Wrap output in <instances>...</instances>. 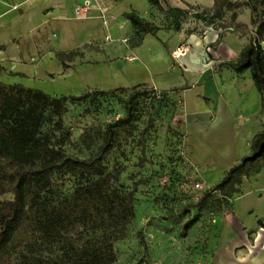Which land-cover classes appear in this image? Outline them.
<instances>
[{"label": "rangeland", "instance_id": "1", "mask_svg": "<svg viewBox=\"0 0 264 264\" xmlns=\"http://www.w3.org/2000/svg\"><path fill=\"white\" fill-rule=\"evenodd\" d=\"M87 1L78 4L59 27L42 24L29 34L23 32L37 23L39 14L35 9L20 12L21 5L11 4L12 14L0 19V81L52 96L92 92L85 100L66 103L60 129L54 127V115L44 131L69 133L62 144L64 155L92 160L93 167L61 163L48 172L41 200L47 207L77 206L85 196L78 190L99 182L107 193L119 196L113 212L133 190L134 217L114 227L107 205L95 220L52 238L24 224L9 251L11 264H69L76 248L90 240L112 242L111 264H264V237L260 239L264 227L257 224L261 219L264 225V159L247 165V172L233 184L235 192L212 191L227 170L250 153L253 135L264 127L260 95L250 74L232 68L249 33L247 41L239 39L236 53L219 56L214 50L216 38L211 44L206 38L212 28L214 34L237 33L230 12L220 30L216 27L220 22L208 25L194 16L211 10L187 4L189 12L181 26L188 36L169 46L177 69L168 70L167 55L155 39L144 46V51L152 52L145 66L142 61H128L125 54L124 46L141 43L140 31L123 16L132 7L116 0L122 3L114 18L107 12L97 17L90 6L84 9ZM135 2L143 13L147 3ZM167 2L161 0L164 8ZM149 19L165 23L157 9ZM21 32L20 37H12ZM178 46L187 48L175 58ZM192 51L196 63L191 65L189 59L182 63ZM182 64L201 77L191 71L182 77ZM150 67L164 70L157 82L170 88L137 84L151 79ZM128 111L133 118L119 125L112 145L105 146L106 125ZM138 180L142 182L133 189ZM102 219L106 226L100 224ZM115 228L116 235L111 234ZM139 230L145 245L137 237Z\"/></svg>", "mask_w": 264, "mask_h": 264}, {"label": "trees", "instance_id": "2", "mask_svg": "<svg viewBox=\"0 0 264 264\" xmlns=\"http://www.w3.org/2000/svg\"><path fill=\"white\" fill-rule=\"evenodd\" d=\"M152 6L164 11L166 27L179 30L181 20L188 14V10L178 7L163 9L160 0H147ZM248 6L251 10L249 25L235 24L238 10ZM227 12L234 23L235 30L241 35L249 33L248 42L241 49L238 60L232 65L235 72L249 70L253 84L260 95L261 108L264 111V0H214L210 14L194 13V16L205 21L206 24L220 22L216 27L225 28L221 24ZM128 19L140 34L142 41L145 33L156 36L159 26L142 18L134 10L125 12ZM169 19V21L167 20ZM221 36V35H220ZM219 41L217 39L216 43ZM60 60L62 54L57 53ZM104 93L96 90V93ZM92 92L81 95L52 96L40 89L25 87L20 84H6L0 81V264H11L9 251L13 247L15 238L22 225L31 224L33 232H43L52 238L60 231L88 223L100 214L101 209L109 205V213L113 226L128 222L134 217L133 190L129 192L127 200L120 202V210H115V200L119 197L115 192L107 193L99 182H89L78 190L83 193L82 204H54L46 206L41 200L40 192L46 184V177L50 170L61 163L69 166L90 169L92 160L65 156L62 144L69 136L63 132L60 135L49 134L44 131L47 122L57 116L54 121L55 129L62 127L61 115L68 101H82ZM133 118V113L126 115L106 125L105 146L112 145L116 128L124 125ZM52 137L54 140H52ZM58 144V146H57ZM258 159H264V127L257 131L251 140V151L243 156L239 163L231 166L222 179L212 188L223 194L235 192L233 184L240 181V176L247 172V165H253ZM141 180L134 184L135 189ZM210 190L208 191V193ZM10 194V197H6ZM116 197V198H115ZM199 202L196 205H198ZM32 212L34 216H30ZM92 221V220H91ZM262 223V220H258ZM107 225L105 219L100 221ZM113 228V227H112ZM119 229L111 230L116 235ZM117 236H113L115 238ZM140 242L145 245L142 230L137 232ZM74 251V250H73ZM145 251V248H144ZM69 253V248L66 250ZM72 253L73 260L69 264H111L115 260L112 242H98L90 240L83 242Z\"/></svg>", "mask_w": 264, "mask_h": 264}, {"label": "crops", "instance_id": "3", "mask_svg": "<svg viewBox=\"0 0 264 264\" xmlns=\"http://www.w3.org/2000/svg\"><path fill=\"white\" fill-rule=\"evenodd\" d=\"M83 1L84 0H0V19L5 17L6 15L8 16L9 14H12L10 5L15 4L16 2L17 4L21 5V8L19 9L20 12H24L25 10L35 9V11L39 14L40 17L37 23H33L32 25H30V27H28L27 31L23 32L25 34H29L38 25H42V24H45L48 27H50L51 25H52L51 27H56V26L59 27L60 26L59 24L65 18H68L69 16H71L75 11V7ZM135 1L136 0H124V3H126L129 8L132 7V9L128 8L129 10L124 11L123 14L125 12L134 10L145 20L153 23L156 26H159L160 29L157 31L156 36H154L151 33H145L143 35L140 45L138 46H135V47H130V46L128 47L127 45L124 46L125 54L128 55L127 60L137 61V62L142 61L144 62L145 66H147L149 62H151L149 61L148 56L149 54H152V52L149 50L144 51V46L146 45V42L148 43L149 41H152L153 39H155L153 41L157 40L156 44H158L159 46H162L164 48L163 51L167 55V58L169 61L168 70H176L177 68L173 67V61L170 57L171 55L169 53V46H172L175 42L181 39H185V37L188 36L184 32V30H182V26H181L183 19L187 15L181 20L179 30H174L172 28L168 29L166 27L167 21H166V17H165L163 10H161L160 8L156 6H152L147 0H144L145 1L144 3H147V4H145L143 13H139L137 9L138 7ZM88 2L90 6L89 7L90 11L94 16L98 17L100 13L107 12L108 16H110L111 18H114L116 16V13L118 12V6L122 3L120 1L116 2V0H88ZM160 3H161V0H160ZM167 3L169 4L168 7H178V8L185 9V6H187V4H191V5L200 6L201 8L205 7L209 10H212L214 0H168ZM161 6L163 9L168 8V7L164 8L162 3H161ZM154 9H157L161 13V15L164 17V22H165L164 25H159L155 22H152V20L149 19V15L151 14L152 11H154ZM239 10H238L237 17L234 20V23L235 24L241 23V24L249 25L250 18H251L250 8L248 6H244L240 11ZM167 20L169 21V19ZM34 21H36V19L33 20V22ZM126 21L130 24L128 19H126ZM214 31L215 30H213L212 28V31L208 33L207 38H206L208 42L206 43L211 44L212 43L211 41H213V39L216 38L217 40V38H219V41L216 43V45H214L215 46L214 50L217 52L219 56H222V57L233 55L234 53L238 51L239 46H240L239 39H245L247 41V35H241L239 31H237V33L230 32V33H227L226 35H221V36H219L220 33L214 34ZM23 33L21 32L17 36L16 34H14L12 35V37H20V35H22ZM194 38L195 37H190L189 39L194 40ZM158 42L162 43V45ZM246 44L247 42L240 47V51ZM194 51H192L191 55L189 56H183L182 63L184 62V60L189 59L191 65L195 64L197 61V54H195ZM192 60H194L195 62L192 63ZM181 69L183 71L182 72L183 75L181 74L182 77H184V75H186L188 71H191V70L186 69L184 65H183V68ZM244 71H248L249 73L248 69H245ZM162 72H164V70L159 69V68L155 71L152 70L151 79L149 81L145 80L137 84H146V85H149L155 88H160V89L170 88L169 86L171 85H160L157 82ZM194 74H196L199 78L201 77L200 73H194ZM125 86H129V85H125ZM258 220H261V219H258ZM258 220H257V224L260 227H264L263 222L260 223ZM260 235H261L260 239H263L264 237L263 234H260Z\"/></svg>", "mask_w": 264, "mask_h": 264}, {"label": "built area", "instance_id": "4", "mask_svg": "<svg viewBox=\"0 0 264 264\" xmlns=\"http://www.w3.org/2000/svg\"><path fill=\"white\" fill-rule=\"evenodd\" d=\"M88 7H89V2L87 1L84 5V9H87ZM186 48L187 47H184V46L182 47L178 46L173 52V57L178 58L179 56L183 55L186 52ZM195 186L198 188L202 187L200 183H196Z\"/></svg>", "mask_w": 264, "mask_h": 264}]
</instances>
